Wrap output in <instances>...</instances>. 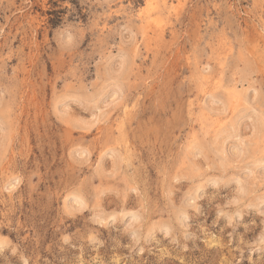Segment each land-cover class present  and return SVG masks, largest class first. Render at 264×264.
<instances>
[{
    "label": "rangeland",
    "instance_id": "1",
    "mask_svg": "<svg viewBox=\"0 0 264 264\" xmlns=\"http://www.w3.org/2000/svg\"><path fill=\"white\" fill-rule=\"evenodd\" d=\"M0 264H264V0H0Z\"/></svg>",
    "mask_w": 264,
    "mask_h": 264
}]
</instances>
